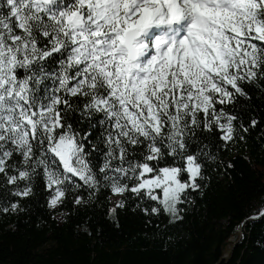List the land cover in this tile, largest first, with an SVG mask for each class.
<instances>
[{
    "label": "snow or ice",
    "instance_id": "snow-or-ice-1",
    "mask_svg": "<svg viewBox=\"0 0 264 264\" xmlns=\"http://www.w3.org/2000/svg\"><path fill=\"white\" fill-rule=\"evenodd\" d=\"M253 96L264 0H0V214L181 224L220 154L264 134Z\"/></svg>",
    "mask_w": 264,
    "mask_h": 264
},
{
    "label": "trees",
    "instance_id": "trees-1",
    "mask_svg": "<svg viewBox=\"0 0 264 264\" xmlns=\"http://www.w3.org/2000/svg\"><path fill=\"white\" fill-rule=\"evenodd\" d=\"M252 106L264 116V98L253 96ZM220 156L233 167L211 173L181 224L149 223L126 208L116 227L103 208L53 214L35 201L19 215L0 214V264H264V217L247 218L264 198L261 128Z\"/></svg>",
    "mask_w": 264,
    "mask_h": 264
},
{
    "label": "rangeland",
    "instance_id": "rangeland-1",
    "mask_svg": "<svg viewBox=\"0 0 264 264\" xmlns=\"http://www.w3.org/2000/svg\"><path fill=\"white\" fill-rule=\"evenodd\" d=\"M57 219L61 222L62 221V218L60 217V216H57ZM236 240V238L234 237V238H232V241H235Z\"/></svg>",
    "mask_w": 264,
    "mask_h": 264
}]
</instances>
